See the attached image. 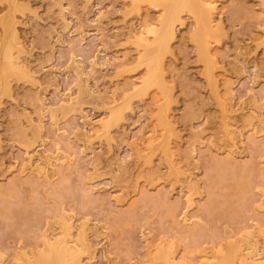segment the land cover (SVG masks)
I'll return each mask as SVG.
<instances>
[{
    "label": "rangeland",
    "instance_id": "rangeland-1",
    "mask_svg": "<svg viewBox=\"0 0 264 264\" xmlns=\"http://www.w3.org/2000/svg\"><path fill=\"white\" fill-rule=\"evenodd\" d=\"M194 1L146 86L156 3L0 0V264L264 261V0H209V68Z\"/></svg>",
    "mask_w": 264,
    "mask_h": 264
},
{
    "label": "bare ground",
    "instance_id": "bare-ground-1",
    "mask_svg": "<svg viewBox=\"0 0 264 264\" xmlns=\"http://www.w3.org/2000/svg\"><path fill=\"white\" fill-rule=\"evenodd\" d=\"M148 1H150L154 4L156 3V7H162L165 11L160 16V18L158 19V25H156L152 29L149 28L150 30L149 31L147 30L148 32L146 31L148 34H152L154 36L153 40L151 39L152 41H148L150 38L148 40H145L146 39L145 37H144L145 39H143V37L141 39L139 38L140 43L142 44V46L144 48V52H143L142 57L146 58L149 55H151L150 56L151 60L148 62V65H149L148 66V76H147V78L144 79L143 85L153 86V85L159 84V78L161 75L160 74V71H161L160 66L162 63V58L164 57V55L166 53H168V51L170 49V42L174 37V33H176V31H175L176 26H178V24H181V20H182L181 13H183L182 12L183 9H185V7H187L186 5H187L188 0H148ZM194 2H195V5L197 4L199 6L198 7L199 12L197 13L198 15L195 17L196 20H198L197 21L198 22L197 23V25H198L197 37H199V40H200L199 41V47H200V50L202 51L203 56L205 58L204 61L206 63V67L209 68V67H211V65L213 63L212 58H210V56L212 57V53L210 54V52H211V50H210L211 40L209 38H211L210 33L213 34L216 31L213 29V27L211 25L213 22L212 17H211V15H212L211 13L215 10V7L212 6L213 3L211 4L209 2V0H200V1L195 0ZM194 2H193V4H194ZM193 9H195V8H193ZM193 12L195 13V11H193ZM148 34H146V35H148ZM16 40H17L16 41V43H17L18 38ZM12 45H13V43H12ZM18 45H20V44H18ZM12 47L13 46H11V48ZM15 48H16V46L14 47V49ZM9 51H10V47H9ZM6 52H8V49L6 50ZM5 53H4V55H5ZM6 57H9V56H6ZM6 57H5V59H6ZM6 60L8 62V58ZM10 60H11V58H10ZM13 64H15V63H13ZM15 67H17V66H15ZM208 71H209V69H208ZM162 73H163V70H162ZM212 83H214V82H212ZM103 127H105V126H103ZM64 237L66 238V235ZM64 239L62 241H59L56 239V241L54 240L53 243L48 242V244L46 245L44 250L41 251L39 254L37 253L38 254V256H37L38 262L40 264H81V261L79 260V255L75 252L76 250H73L71 245L70 246L68 245L69 242L67 243L66 240H64ZM44 243H45V241H44ZM160 258L164 264H175L173 262L175 260L170 259L169 255H167V254L166 255L161 254ZM29 260H31V259H28V261ZM232 261L234 262L233 259H232ZM31 262H27V263L28 264H34L33 262L32 263ZM227 262L229 263L230 261H227ZM233 262H232V264H234ZM244 262H245V260L240 262L239 264H244ZM257 263L258 262H254L253 264H257ZM260 263H261V261H260ZM229 264H231V263H229Z\"/></svg>",
    "mask_w": 264,
    "mask_h": 264
}]
</instances>
